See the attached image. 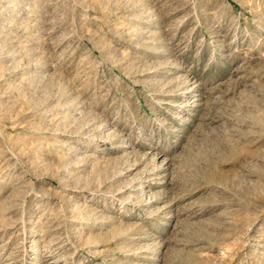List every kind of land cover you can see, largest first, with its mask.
I'll use <instances>...</instances> for the list:
<instances>
[{
	"label": "rangeland",
	"instance_id": "1",
	"mask_svg": "<svg viewBox=\"0 0 264 264\" xmlns=\"http://www.w3.org/2000/svg\"><path fill=\"white\" fill-rule=\"evenodd\" d=\"M0 264H264V0H0Z\"/></svg>",
	"mask_w": 264,
	"mask_h": 264
},
{
	"label": "bare ground",
	"instance_id": "2",
	"mask_svg": "<svg viewBox=\"0 0 264 264\" xmlns=\"http://www.w3.org/2000/svg\"><path fill=\"white\" fill-rule=\"evenodd\" d=\"M124 146V145H123ZM126 149H127V147H126ZM122 150V149H121Z\"/></svg>",
	"mask_w": 264,
	"mask_h": 264
}]
</instances>
